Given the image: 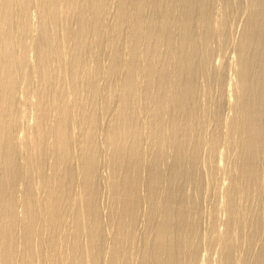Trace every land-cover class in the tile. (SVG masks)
<instances>
[{
  "label": "bare ground",
  "instance_id": "1",
  "mask_svg": "<svg viewBox=\"0 0 264 264\" xmlns=\"http://www.w3.org/2000/svg\"><path fill=\"white\" fill-rule=\"evenodd\" d=\"M0 264H264V0H0Z\"/></svg>",
  "mask_w": 264,
  "mask_h": 264
}]
</instances>
